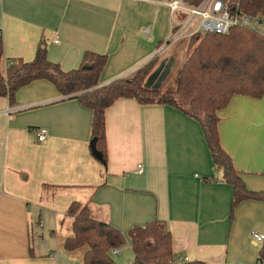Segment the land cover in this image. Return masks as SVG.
<instances>
[{"label": "crops", "instance_id": "1", "mask_svg": "<svg viewBox=\"0 0 264 264\" xmlns=\"http://www.w3.org/2000/svg\"><path fill=\"white\" fill-rule=\"evenodd\" d=\"M169 1L2 0L3 68L33 60L43 41L67 71L86 51L107 55L99 82L109 83L154 58L170 30ZM218 117L221 145L246 187L264 191V96L235 95ZM92 118L46 79L20 88L14 103L0 95V264H83L85 250L64 249L71 229L59 235L74 201L124 233L163 221L177 258L259 264L263 242L251 233L264 234V200H242L231 216L234 187L198 120L169 104L121 98L106 111L105 163L92 152ZM112 256L117 264L134 257L129 243Z\"/></svg>", "mask_w": 264, "mask_h": 264}, {"label": "trees", "instance_id": "2", "mask_svg": "<svg viewBox=\"0 0 264 264\" xmlns=\"http://www.w3.org/2000/svg\"><path fill=\"white\" fill-rule=\"evenodd\" d=\"M197 4L200 0H187ZM247 12L264 15V0H240ZM188 56L177 72L176 88L161 85L147 87L154 63L159 58L125 76L101 85L100 75L107 63V55L86 51L81 65L63 70L47 56L43 41L33 60L7 61L3 68L0 49V95L15 102L16 92L37 79L52 82L60 93L77 97L92 109L91 138L107 160L106 111L121 98H133L141 104H169L198 120L204 129L212 158L223 172L222 180L234 187L231 216L245 199H263L264 191L249 190L231 156L223 149L218 131V111L233 96L253 98L264 96V34L253 29L234 26L227 33L195 34L187 39ZM66 215L72 217L71 233L64 241L66 251L86 247L83 264H117L112 250H120L127 243L133 252L130 264H204L202 261L178 262L173 240L166 224L153 220L136 225L127 233L94 218L87 205L74 201ZM264 260V242L259 250V261Z\"/></svg>", "mask_w": 264, "mask_h": 264}, {"label": "built area", "instance_id": "3", "mask_svg": "<svg viewBox=\"0 0 264 264\" xmlns=\"http://www.w3.org/2000/svg\"><path fill=\"white\" fill-rule=\"evenodd\" d=\"M167 5L170 10V30L156 50L154 57L164 55L171 51L176 44L195 34H224L234 26L262 32L264 27V15L245 11L240 0H200L197 4H192L187 0H170ZM3 15V5L2 0H0L1 50H3L4 44ZM16 110L18 107L12 106L6 109L4 113ZM36 134L39 141H44L47 138V129L40 128ZM142 171L143 166L140 164L138 172L141 173ZM251 238L254 243L264 242V234L257 231H252ZM112 253H120V250L115 248ZM176 261H188V258L180 257ZM259 264H264V260L260 261Z\"/></svg>", "mask_w": 264, "mask_h": 264}, {"label": "rangeland", "instance_id": "4", "mask_svg": "<svg viewBox=\"0 0 264 264\" xmlns=\"http://www.w3.org/2000/svg\"><path fill=\"white\" fill-rule=\"evenodd\" d=\"M187 56H188V52H187V39H185V40L181 41L180 43L176 44L172 48L171 51H168L167 53H165L162 56H156V57H154V58H159V60H157V62L154 63V66H153V68H152V70L150 72L151 74L154 71H156L162 63L164 65H166L171 60V58L174 59L173 60L174 61V64H172L170 66V68L168 69L167 73L165 74V76L163 78V82H162V88L163 89L174 90L176 88L177 72L180 69V67L182 66V64L185 61V59L187 58ZM153 59H151L150 62ZM156 83H157V81H155L152 85H156ZM63 226L64 227L61 228V231L59 233V235L61 237H63L66 234V230L68 228L69 229L72 228V218L71 217L70 218L68 217L66 219L65 223L63 224ZM80 249L81 250H85L87 248L86 247H83V248H80Z\"/></svg>", "mask_w": 264, "mask_h": 264}, {"label": "water", "instance_id": "5", "mask_svg": "<svg viewBox=\"0 0 264 264\" xmlns=\"http://www.w3.org/2000/svg\"><path fill=\"white\" fill-rule=\"evenodd\" d=\"M173 60L174 59L171 58V60L168 62L167 66L164 68V70H163L164 64L162 63L159 66V68L156 71H154L149 76V78H148L147 82L145 83V85L147 87H150L155 82V80H156L157 76L160 74V72L163 70L162 73H161V76H160L159 80L156 83V85H161L162 82H163V78H164L165 74L167 73L168 69L170 68V66L172 64H174V61ZM91 148H92V152L94 153V155L96 157H98V159L103 160V155H102V153L97 148V139L96 138H94V139L91 140Z\"/></svg>", "mask_w": 264, "mask_h": 264}, {"label": "flooded vegetation", "instance_id": "6", "mask_svg": "<svg viewBox=\"0 0 264 264\" xmlns=\"http://www.w3.org/2000/svg\"><path fill=\"white\" fill-rule=\"evenodd\" d=\"M168 64V63H167ZM167 64L166 65H164V67H163V70H164V68L167 66ZM162 70V71H163ZM162 71L160 72V74L157 76V78H156V80L155 81H158L159 80V78H160V76H161V73H162Z\"/></svg>", "mask_w": 264, "mask_h": 264}]
</instances>
